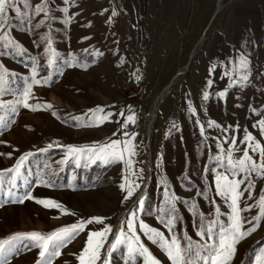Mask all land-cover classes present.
<instances>
[{
    "label": "rangeland",
    "instance_id": "obj_1",
    "mask_svg": "<svg viewBox=\"0 0 264 264\" xmlns=\"http://www.w3.org/2000/svg\"><path fill=\"white\" fill-rule=\"evenodd\" d=\"M41 3L28 0L20 12L10 11L6 33L0 32V73L5 75L0 102L8 105L0 108L7 122L0 127V170L13 168L31 153L15 186L13 173L0 184V240L103 217V223L86 225L52 264H78L87 233L105 225L113 234L108 235L97 264H129L126 245L107 250L114 233L136 212L137 232L144 243L161 264H171L143 236L139 221L168 236L187 233L200 243L207 242L195 235L201 213L213 219L219 206L220 220L227 221L230 209L215 191V177L226 168L216 157L226 163L233 137L241 149H233V155L241 156L244 145L239 141L245 130L264 144L258 126L264 120V25L259 27L253 16L243 26L228 0H178L169 14L164 0H48L47 15L36 13L35 6ZM48 39L57 54L52 66L47 64ZM242 54L249 61V79L234 84L245 74L234 71ZM34 79L41 83H32ZM29 84L30 104L53 107L32 110L17 105ZM136 89L144 95L129 98ZM97 108L103 109L101 115L111 116L102 123L90 119L91 110ZM129 115L135 116L130 132L122 127ZM209 122L215 125L209 127ZM116 139H131L135 145L131 168L127 154L125 160L108 164L93 163L87 152L79 163L68 154L69 145L88 149ZM250 154L259 161L258 152ZM250 179L252 197L241 201L242 207L252 206L242 213L247 220L259 214L258 200L264 195V176L252 174ZM132 182L139 187L126 199ZM165 189L178 197L172 232L162 222L168 208ZM28 192L35 199L12 202ZM44 198L60 202L69 214L36 202ZM261 252L264 218L237 245L230 264H257ZM38 253V248L18 245L8 254V264H36Z\"/></svg>",
    "mask_w": 264,
    "mask_h": 264
},
{
    "label": "snow or ice",
    "instance_id": "obj_2",
    "mask_svg": "<svg viewBox=\"0 0 264 264\" xmlns=\"http://www.w3.org/2000/svg\"><path fill=\"white\" fill-rule=\"evenodd\" d=\"M28 0H0V32H5L9 22V13L20 12L21 5L26 4ZM47 2L48 0H42V3L35 6L37 14L44 13L47 15ZM67 12V9H64ZM116 15L113 12V16ZM111 19V18H110ZM44 21L41 20L42 24ZM3 39V35H0V40ZM49 58L47 64L52 66L55 63L56 51L51 47L52 41L47 40ZM249 68V61L245 55H241L239 61L236 62L235 72L245 73L239 75L238 79H234V84H242L249 79L247 74ZM35 75V69L33 71ZM225 75H228L226 72ZM139 79V77H137ZM45 83L48 82V78H45ZM34 84H40L39 79H34ZM5 84V75L0 73V91L3 90ZM211 84V81H209ZM32 85L29 84L28 88L23 92L21 98L15 103L22 105L24 108H31L32 110H38L41 107L52 108L51 104L45 105H33L29 103V99L32 95ZM204 98L208 99L209 93L205 92ZM225 92H220L219 96L223 97ZM8 105L4 102H0V108H6ZM13 112L15 108L13 107ZM93 116L90 118L98 123H102L107 120L111 113L101 115L103 109L97 108L91 110ZM195 111V109H193ZM55 114V113H53ZM78 119V118H76ZM128 123H135V116H127L126 121L122 127H127ZM7 122L4 117L0 116V127H5ZM215 125V122H209V127ZM255 126V125H254ZM261 134L264 135V120L258 121ZM239 125H237V128ZM203 127H201V133L203 134ZM124 136H128L127 132L123 133ZM244 145L242 149V155L234 157L233 149L241 151L236 148L237 138L233 137L231 140V147L226 151V163L223 162V158L218 156L216 159L221 161V165L226 168V172L218 173L215 177V191L217 196L224 197L228 204L230 211L228 212V219L223 222L219 218L220 208L215 207L216 217L213 219H207L203 213L200 214V222L197 225L196 237L200 240H207V242L200 243V241H194L193 237L184 233L182 237L172 234L168 236L164 231H161L155 227H151L139 221V229L143 233V236L150 241L151 244L159 247L167 256L171 264H230L237 254V245L250 236L259 227V222L264 218V195H261L258 200L259 214L252 217V220H247L242 213L251 211L252 206L247 205L242 207L241 201L245 198L251 199L253 182L250 179L252 174L264 176V144L257 140L251 132L245 130L243 139L239 141ZM251 142V143H250ZM52 145H49L51 147ZM68 154L74 156L79 163L82 153L87 152L89 159L95 163L97 160L103 161L105 164L114 161L125 160V154L128 156L127 163L131 168V156H134L135 145L132 144L131 139L122 141L119 139L112 140L109 143L98 145L93 148H77L69 145ZM224 152V149H221ZM259 153V161L253 158L250 153ZM3 155V153H0ZM11 156V153H7ZM31 153L21 157L13 168L0 170V184H3L4 177L8 173H13L11 183L15 186L17 177L21 174L20 170L23 167L25 159ZM63 162V161H61ZM247 174V175H245ZM47 184L48 182L42 181ZM166 183V181H165ZM135 187H139L138 184L132 182L127 187L126 199L133 194ZM121 188H125L122 184ZM248 196L245 197V193ZM9 195H13L11 189H9ZM165 197L168 208L164 210V217L162 222L164 227L172 232L176 226L177 217L175 212L177 210L176 201L178 197L174 194L169 196L167 189H165ZM26 199H35L31 192L25 193L23 196L13 198L12 202L23 203ZM36 202L47 208H58L62 214H69L64 206L52 199H36ZM215 204V201H212ZM140 209L144 206V200L138 201ZM131 218L126 221V224L120 228V230L114 233L115 239L111 241L110 248L107 250L111 253L117 248L118 245L124 244L127 246V253L129 256V264H137L138 261L142 264H161V261L152 253L150 248L144 243L141 235L137 232L136 225V212L130 214ZM103 217H91L87 220H81L77 223L62 226L49 233H41L38 231L31 232H18L8 236L7 238L0 240V264H8V254L18 245H22L27 248H38V259L36 264H52V261L62 255L61 249L70 243L76 235L85 230L86 225L95 223H103ZM255 222V223H254ZM245 224L251 225L245 228ZM125 227L127 231H125ZM109 234H113L112 227L105 225L101 231H90L87 233L88 239L85 246L77 256L78 264H97V261L101 260V251L104 249V245L107 242ZM95 238V239H94ZM27 241V243H25ZM107 264V261H104ZM257 264H264V252H261L257 256Z\"/></svg>",
    "mask_w": 264,
    "mask_h": 264
},
{
    "label": "crops",
    "instance_id": "obj_3",
    "mask_svg": "<svg viewBox=\"0 0 264 264\" xmlns=\"http://www.w3.org/2000/svg\"><path fill=\"white\" fill-rule=\"evenodd\" d=\"M178 0H164L165 8L168 14L173 11V8ZM228 7H234L232 11L236 13L239 22L246 26L248 18L256 17V24L260 27L264 25V0H228ZM259 19V20H258Z\"/></svg>",
    "mask_w": 264,
    "mask_h": 264
},
{
    "label": "built area",
    "instance_id": "obj_4",
    "mask_svg": "<svg viewBox=\"0 0 264 264\" xmlns=\"http://www.w3.org/2000/svg\"><path fill=\"white\" fill-rule=\"evenodd\" d=\"M144 94H143V91L141 89H136V90H133L130 94H129V98H140L142 97ZM125 122V121H124ZM124 122H122V125L124 124ZM126 131L130 132L132 130V125L131 124H127V127H123Z\"/></svg>",
    "mask_w": 264,
    "mask_h": 264
}]
</instances>
